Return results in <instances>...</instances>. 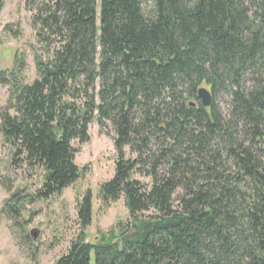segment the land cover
<instances>
[{
  "label": "trees",
  "instance_id": "trees-1",
  "mask_svg": "<svg viewBox=\"0 0 264 264\" xmlns=\"http://www.w3.org/2000/svg\"><path fill=\"white\" fill-rule=\"evenodd\" d=\"M27 6L46 56L32 48L31 84L21 53L0 69L8 90L0 137L12 164L41 171L42 184L26 195L8 189L0 213L21 225L26 206L85 176L71 142L88 143L95 120L111 125L116 155L98 200L107 208L123 198L130 220L86 243L88 191L77 205L80 235L54 264H264V0ZM222 93L231 97L226 117Z\"/></svg>",
  "mask_w": 264,
  "mask_h": 264
},
{
  "label": "rangeland",
  "instance_id": "rangeland-1",
  "mask_svg": "<svg viewBox=\"0 0 264 264\" xmlns=\"http://www.w3.org/2000/svg\"><path fill=\"white\" fill-rule=\"evenodd\" d=\"M33 16L34 12L27 6V0H3L0 9V69L9 70L15 54H23L27 84H31L36 78L32 48H35L43 58L46 56L44 46L38 42L31 27ZM54 45L52 40L51 49ZM250 86L251 83H248L247 87ZM7 98V87L0 86V112L4 109ZM230 102L231 97L228 93H222L216 99L225 117L229 116ZM88 134L89 142L86 144H80L78 140L71 142V147L77 151L75 164L79 168L89 167L85 176L63 190L60 195L26 206L22 212L21 225H13L11 220L0 213V264H54L65 255L80 235L77 205L88 191L92 196V221L85 230L86 243L94 244L99 241L101 234H107L120 224L129 223L130 217L123 198L112 202L106 208L97 197L101 184L109 181L114 174L116 155L113 148V129L106 123V127L101 130L94 120L88 126ZM126 154L127 157H131L128 149ZM135 179L149 183V179L146 178L136 176ZM41 184V171L28 166L20 168L12 164L10 151L2 144L0 137V208L10 195L8 189L11 192L23 189L26 195L34 193ZM180 194L179 190L174 200ZM174 205H177L176 201ZM28 219L29 223L23 224L24 220ZM30 231L38 232L37 243L30 240L36 249L25 239L26 234L30 237Z\"/></svg>",
  "mask_w": 264,
  "mask_h": 264
},
{
  "label": "water",
  "instance_id": "water-1",
  "mask_svg": "<svg viewBox=\"0 0 264 264\" xmlns=\"http://www.w3.org/2000/svg\"><path fill=\"white\" fill-rule=\"evenodd\" d=\"M197 98L199 99L200 105L204 108H209L213 102L212 95L210 91L204 87H201L197 91ZM191 107L194 106L193 103L189 104ZM31 240L33 243H37L38 241V232L37 231H30L29 233Z\"/></svg>",
  "mask_w": 264,
  "mask_h": 264
},
{
  "label": "bare ground",
  "instance_id": "bare-ground-1",
  "mask_svg": "<svg viewBox=\"0 0 264 264\" xmlns=\"http://www.w3.org/2000/svg\"><path fill=\"white\" fill-rule=\"evenodd\" d=\"M205 88V87H204Z\"/></svg>",
  "mask_w": 264,
  "mask_h": 264
}]
</instances>
